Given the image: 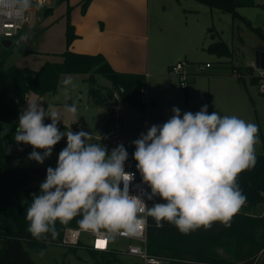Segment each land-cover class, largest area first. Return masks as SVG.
Returning <instances> with one entry per match:
<instances>
[{
    "label": "clouds",
    "instance_id": "clouds-1",
    "mask_svg": "<svg viewBox=\"0 0 264 264\" xmlns=\"http://www.w3.org/2000/svg\"><path fill=\"white\" fill-rule=\"evenodd\" d=\"M32 7L33 0H0V14L7 15L10 10L17 18ZM29 38L25 33L20 41ZM62 84L65 99H71L72 78L66 77ZM207 108L203 105L196 113L181 115V110L173 107L166 122L152 125L132 142L136 169L142 183L151 189L133 195L130 186L135 173L125 171L129 154L123 144L109 152L100 142H91L94 137L88 131H60L58 123L64 114L78 113L76 103L45 109L39 102H27L14 141L33 148L29 160L43 164L66 137L56 166L46 169L39 193L32 194L26 212L27 231L38 241L48 234L56 239L57 222L66 226L77 216L82 217L80 230L107 239L140 235L147 217L153 218L158 228L168 222L184 234L208 229L216 221L228 226L246 203L237 178L256 164L259 128L235 115L209 114ZM45 118L51 123L45 124ZM7 133L4 129L0 136ZM155 197L164 202L148 207L145 198Z\"/></svg>",
    "mask_w": 264,
    "mask_h": 264
},
{
    "label": "rangeland",
    "instance_id": "rangeland-1",
    "mask_svg": "<svg viewBox=\"0 0 264 264\" xmlns=\"http://www.w3.org/2000/svg\"><path fill=\"white\" fill-rule=\"evenodd\" d=\"M49 1V7L57 11L63 9V5L58 0ZM255 3L254 6L238 7L237 12L242 17L233 18L229 12L198 4L196 0H159L150 17L149 47L154 64L164 74L160 77L147 78L146 93L140 95V98H150L144 110L138 109L116 94L113 99L115 121H109L105 115L106 109L91 103L88 81L82 75L64 74L53 94L38 97L29 92L22 111L27 108V102H39L45 109L48 105L61 108L65 103L69 105L76 103L78 113L76 116L64 114L63 121L58 123L60 131L66 132L70 129L73 132L88 131L94 137L91 142L100 141L110 152L117 143L134 141L141 133H146L152 125H162L173 115V107H178L183 115L185 112L196 113L203 105H207L209 114L215 111L221 117L235 115L246 122L255 123L259 128V142L255 145V153H264V67L254 68L255 74L261 76L257 83L250 82L247 77L239 80L231 72L235 65H249L251 61L254 63L256 47L264 46V39L246 24L247 21L250 22L253 27L260 28L264 34V0H255ZM186 5H200L202 8L198 9V14L196 12L190 14L183 9ZM43 10L44 8H36V14L31 16L29 24L20 33L30 31L32 35L36 31L35 28L32 31V21L39 18ZM216 40L225 41L232 55L219 57L209 53L206 50L207 45ZM31 43V47L32 45L36 47L34 54L15 56L11 59L13 64L20 63L25 67L36 68L42 58L47 56L45 52L60 51L63 48L57 26H54L51 32L48 31L43 35L36 34ZM184 58L193 60L194 63L208 61L211 64V67L198 72L194 80L192 82L190 80L186 89L179 87L177 78L170 74L167 68L168 65ZM8 60L5 62L6 65L10 63V59ZM68 76L72 78L75 87L69 86L71 99L66 100L62 81ZM97 81L101 85L109 84L100 75L97 76ZM60 124L64 127L61 128ZM105 142H109V145H105ZM64 147H66V137L54 146L51 157L43 164H39L28 159L33 151L30 145H18L15 142L9 147L8 160L14 166L54 168L58 154ZM37 151L42 152V150ZM45 179L46 172L33 180L29 186L40 188V184ZM150 191L151 189L147 186V192L150 193ZM156 202L164 201L155 197L153 200H148V207ZM81 241L89 242L90 236L83 234ZM116 242L118 243V240ZM121 242L122 240L119 239V243ZM26 249L30 257L39 264H104L101 261L107 257L110 264H143L141 258L122 253L114 255L99 252L98 254L103 256L95 259L82 246L72 250L64 245H47L40 249L27 247ZM41 252L44 254L40 255ZM257 259V264H264V251L259 253Z\"/></svg>",
    "mask_w": 264,
    "mask_h": 264
},
{
    "label": "trees",
    "instance_id": "trees-1",
    "mask_svg": "<svg viewBox=\"0 0 264 264\" xmlns=\"http://www.w3.org/2000/svg\"><path fill=\"white\" fill-rule=\"evenodd\" d=\"M68 1L58 0L66 3ZM90 1H80L81 11L86 9ZM196 1L229 12L233 18L242 17L237 12L238 7L256 4L255 0ZM70 8L67 4V10ZM49 12H51L50 7L45 8L43 13L47 15ZM246 24L264 39L260 28L253 27L248 21ZM75 37L72 25L67 21L66 48L60 53V60H46L37 69L5 64L10 53L23 51L18 35L12 38L8 47L2 46L0 52V131L8 129L7 135L0 136V264H39L30 257L26 248L40 249L47 245H64L70 250L82 246L95 259L103 256L98 254L100 251L84 245L82 241L74 246L63 242L64 229L79 227L78 221L81 216L75 217L66 226L57 222L59 236L56 239H52L50 234L46 239L39 241L31 236L27 231L26 212L32 194H38L40 188L31 187L29 184L44 175L47 168L14 166L8 160V150L15 143L14 134L27 94L32 92L38 97L53 94L64 74L82 75L88 81L91 103L105 108V115L109 121L114 120L113 99L116 94L138 109H145V103L140 100V90L146 87L145 74L118 72L100 53L85 54L70 50L69 45ZM206 50L219 57L232 55L223 40L210 42ZM231 72L239 80L247 77L252 83H257L260 78L259 75L254 74V67L251 65H235ZM98 75L106 79L109 84H99ZM44 122L48 124L51 120L46 119ZM59 126L64 127L62 124ZM97 142L100 141L94 143ZM132 142L121 143L129 154L125 168H130L136 162L133 159L135 146ZM255 155V166L241 172L237 178V183L247 199L228 226L216 221L208 229L201 227L184 234L168 222H163V227L158 228L154 219L147 217V253L158 260L157 263L148 264H257L259 253L264 251V216L250 212L260 207L264 197V153H255ZM101 262L110 264L108 257Z\"/></svg>",
    "mask_w": 264,
    "mask_h": 264
},
{
    "label": "crops",
    "instance_id": "crops-1",
    "mask_svg": "<svg viewBox=\"0 0 264 264\" xmlns=\"http://www.w3.org/2000/svg\"><path fill=\"white\" fill-rule=\"evenodd\" d=\"M80 1L81 0H69L68 3L59 2L63 5V9L57 11V9L55 10L50 7L51 12L47 15L43 13V10L42 15L32 21V31L34 28L36 30L32 35L29 33L30 31L20 33L21 30L18 33L19 38L25 33H28L30 40L21 41L22 52H12L7 56L6 60L10 59L8 65L13 64L11 59H14L15 56L34 54L33 52L36 50V47L33 45L31 47L30 45L33 41V37L36 34L41 35L42 33L43 35L48 31L51 32L54 26H57V31L60 35V43L63 47L62 50L45 52L47 56L42 58L38 67L28 68L37 69L46 60H60L59 55L66 48L65 30L68 21L76 34V37L69 45L70 50L85 54L100 53L115 71L145 74L146 84L147 78L151 76H163L164 73L162 74L153 62L152 52L149 47L150 17L155 11L159 0H91L84 11H81ZM67 4L70 5V10H67ZM198 4L201 3L198 2ZM163 5L164 4H162V8L165 7ZM201 8L200 5H186L183 9L190 14L194 12L198 14V9L200 10ZM2 46L3 45L0 43V48ZM184 59L193 62V60ZM252 63L253 61H251L249 65L252 66ZM14 65L25 67L20 65V63ZM170 65H168L167 68H169ZM195 75L197 74L191 76L188 84L190 80L191 82L194 80ZM144 88L146 89V87ZM148 99L150 100V98L147 97L144 102L145 107L149 101ZM113 121H115V118ZM117 145H119V143H117ZM250 213L264 216L263 204ZM90 241L82 243L90 247ZM122 243H125V241L122 240L120 244ZM219 252L222 253L221 249H219ZM104 253H113L115 255L118 252L108 251Z\"/></svg>",
    "mask_w": 264,
    "mask_h": 264
},
{
    "label": "built area",
    "instance_id": "built-area-1",
    "mask_svg": "<svg viewBox=\"0 0 264 264\" xmlns=\"http://www.w3.org/2000/svg\"><path fill=\"white\" fill-rule=\"evenodd\" d=\"M49 4V0H33V7L21 18L13 16L10 10H7V15L0 14V39H12L17 36L18 33L29 24L30 19H32L31 16L36 14V8L45 9L49 7ZM209 67H211L210 62L194 63L185 59H181L170 65L168 72L177 78L179 87L185 89L191 76ZM261 89L263 90L262 84ZM140 92V95L145 94L146 89L142 88ZM140 100L143 102L146 101L145 98H140ZM105 145H109V142H105ZM116 146H113L111 150ZM136 163L137 162H135L130 168H125V171L135 173V179L130 186L131 194L142 195L143 192H147V185L142 183V177L136 169ZM145 203L147 206L149 205L146 198ZM262 204L264 206V197L262 198ZM85 233L90 236V247L92 249L104 252L115 251L118 253L137 256L143 260L144 264L158 262L156 258L150 256L147 253L146 226L138 236L116 235L114 239H107L105 236L100 234L84 232L80 230L79 227H66L63 231L62 240L66 245L74 246L77 245L79 241H81L82 235ZM119 239L124 240L125 243H117L116 240ZM98 241H106L105 246L97 247Z\"/></svg>",
    "mask_w": 264,
    "mask_h": 264
},
{
    "label": "water",
    "instance_id": "water-1",
    "mask_svg": "<svg viewBox=\"0 0 264 264\" xmlns=\"http://www.w3.org/2000/svg\"><path fill=\"white\" fill-rule=\"evenodd\" d=\"M12 42V39H0V43L4 47H8ZM254 67L257 69H262L264 67V46L258 45L255 50L254 55Z\"/></svg>",
    "mask_w": 264,
    "mask_h": 264
},
{
    "label": "snow or ice",
    "instance_id": "snow-or-ice-1",
    "mask_svg": "<svg viewBox=\"0 0 264 264\" xmlns=\"http://www.w3.org/2000/svg\"><path fill=\"white\" fill-rule=\"evenodd\" d=\"M106 244V241H98L97 242V247H104Z\"/></svg>",
    "mask_w": 264,
    "mask_h": 264
}]
</instances>
